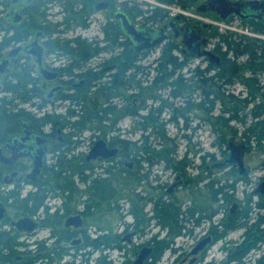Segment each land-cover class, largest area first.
Returning <instances> with one entry per match:
<instances>
[{
  "label": "flooded vegetation",
  "instance_id": "flooded-vegetation-1",
  "mask_svg": "<svg viewBox=\"0 0 264 264\" xmlns=\"http://www.w3.org/2000/svg\"><path fill=\"white\" fill-rule=\"evenodd\" d=\"M125 1L0 0V63L7 60L4 71L0 73V97L14 93L8 86L10 80L17 79V73L20 75L19 72L26 71L33 76L27 78V86H33L28 93V100H20V105L12 106L13 108L10 107L0 115V264H60L67 255L83 256L84 263L81 264H88L87 261L94 252L99 253L94 259L95 264H114L103 254L106 249L124 250L128 258L120 264H131L143 247L149 248L143 264H155L169 250L180 258L177 264H264V177L260 178L250 192L251 197L255 195L261 200V213L255 219L248 215L251 208L246 205L240 222H235L231 227L230 217L241 208V203L237 201H229L230 208L224 210L227 216L220 222H210L215 216L214 210H196L193 207L190 211L199 216H180L176 232H171L159 223L160 230H166L164 233L152 234L145 243L140 246L134 244L132 247L130 244L135 231L123 234L108 227V231L103 232L102 209L97 205H89L85 198L87 193L91 195L90 190L72 185L65 188L64 185L45 184L43 178L46 157L53 153L55 147L59 148L69 141L63 138L56 122L52 121L50 128L46 130V123L25 113L22 104L39 98L41 104H33L37 110L48 106L55 112L64 103L84 108L87 106L89 75L98 81L111 73L118 90L122 84L116 83L120 64H128L130 68L129 65L134 63V56L138 52L135 41L122 28L118 16L120 12L137 28L162 30L164 38L160 43L139 52H148L164 42H170L173 46L176 44L178 48L181 47V51L192 59L206 62L205 72L209 74L203 79L200 72H197L194 84L197 92L232 98L240 87L246 90V94L253 95L257 91V94L264 95V39L260 36L264 34V0H227L229 7H239L240 13H231L226 19L218 18L215 9H210L208 0L198 4L197 8L205 4L202 12L196 8L198 13H209L227 24L237 21L253 31V35L248 37L233 33L231 31L234 28H228L229 37L234 39L228 40V37L216 44L212 43L215 29L209 24L187 21L181 15L177 18L175 15L169 23L162 24L161 21L166 17L157 15L162 19H154L151 23L155 26H151L142 16L145 8L142 9L134 0L133 3ZM104 2L105 6L96 7ZM235 2L237 4L234 5ZM250 5H258L259 8L253 11ZM136 6L141 13H137ZM53 7L58 8L57 14L52 11ZM97 14L99 16H95ZM92 23H98V30L93 34ZM186 30L199 42L196 52L189 51L183 43ZM38 49L39 61L35 53ZM109 49L118 51L111 63L102 58ZM55 53L68 59L67 67L56 66V57L52 58ZM212 55L215 57L213 60ZM244 56L243 61L238 59H243ZM91 64L95 67L92 68ZM184 67V64H180L177 70L182 71ZM200 68L198 66L197 70ZM42 70L48 71L51 77H45ZM121 87L125 85L122 84ZM131 101L135 106L137 99L134 94ZM214 101L209 102L211 105H208L207 110L216 108ZM255 101L251 99L245 103ZM257 108L264 110V104ZM69 109L71 110L70 107ZM9 112L12 114L11 120H8ZM119 116L117 114V123L120 121ZM44 148V163L35 172L34 158ZM249 154L250 149L244 154L246 164ZM84 159L87 160L86 155ZM210 168L216 170L213 164ZM234 171L238 177L237 167ZM250 171L251 168L241 177L242 180L248 179ZM69 177L71 176L68 175V180ZM171 191L172 188L168 192ZM161 193L165 195L166 192ZM158 199L161 197L149 198V203L153 204ZM89 217L91 223L88 221ZM23 218L29 219L33 224L31 229L17 224ZM156 218L153 216L147 219L144 228L157 225L154 223ZM190 222L191 225L188 224ZM105 223L109 226L110 221L105 220ZM91 224L94 226L95 236L89 233ZM238 228L243 229L241 241L238 248L229 251V233ZM104 241L111 243V246L107 245L103 249ZM221 241L224 242L218 250L223 255H220L219 260V254L212 253V259L204 261L203 258L211 253V248ZM250 256H256L257 259L252 262Z\"/></svg>",
  "mask_w": 264,
  "mask_h": 264
},
{
  "label": "rangeland",
  "instance_id": "rangeland-1",
  "mask_svg": "<svg viewBox=\"0 0 264 264\" xmlns=\"http://www.w3.org/2000/svg\"><path fill=\"white\" fill-rule=\"evenodd\" d=\"M134 1L142 9H146L142 16L151 26H155L151 23L154 20L151 18L157 15L166 17L161 21L162 24L169 23L175 15H181L187 21L211 25L215 29L213 44L229 37L228 28H234L231 32L239 35H253L252 30L246 29L237 21L227 24L209 13L196 12L198 4L203 0ZM125 2L133 3V0ZM57 9L53 7L54 14H57ZM156 19L160 20L158 17ZM91 28V34L95 33L98 23H92ZM260 36L264 39V34ZM117 55V50L109 49L102 58L111 63ZM53 57H56V66L67 67V58L58 53ZM238 59L243 61L245 56ZM133 62L129 65L130 68L128 64H120L116 83H122L125 87L120 84L118 90L111 73L98 81L87 76L89 92L87 106L84 108L64 103L55 112L48 106L37 110L33 104H41L39 98L22 104L25 113L46 123V130L50 128L52 121L56 122L63 138L69 141L59 148L55 147L53 153L46 157L45 183L90 190L91 195L87 193L85 198L89 205H97L102 209L103 232L108 231V227L123 234L135 231L131 247L145 243L152 234L166 231L160 230L158 218L154 220L157 225L144 228V224L140 223L135 227V215L131 210L136 211L140 218L149 219L159 215L162 205L169 207V204L174 203L180 208L177 211L179 221L180 216H199L190 211L193 207L196 210L208 208L209 211H215V216L210 220L212 223L225 220L227 215L224 210L230 208L231 200L241 203L240 210L249 206L250 218L258 217L261 213V200L255 195L251 197L250 192L260 178L264 177V110L257 108L264 104L263 93L260 95L256 91L252 95L250 92L255 91L252 90L250 94H246V90L240 87H237L239 90L232 98L197 92L194 85L197 72H200L203 79L209 74L205 72L206 62L192 59L181 51V47L178 48L176 44L173 46L170 42H164L148 52H136ZM180 64L185 65L182 71L177 70ZM198 66H201L199 70ZM91 67L94 68L95 65L91 64ZM9 82L12 86L18 83L16 79ZM32 87L27 86V90L32 91ZM133 94L137 99L135 106L131 101ZM4 97V107L7 110L21 104L14 93H7ZM251 99L256 101L245 103ZM213 101L216 108L207 110L209 102ZM197 105L201 107L198 108ZM117 114L120 115L118 123ZM11 119L9 114L8 120ZM230 138L246 144L250 149L247 164L252 171L248 179L236 177L235 166L216 168L214 171L210 168L211 164L220 161L228 153L227 140ZM98 139L117 148V152L107 158L85 160L84 155L88 154L92 144ZM68 175L71 176V182ZM171 188L172 191L168 192ZM161 192L166 193L163 195ZM157 197L161 199L153 204L149 203V198ZM105 220L110 221L109 226ZM88 221L90 222V217ZM188 224L191 225V222ZM93 228L92 224L89 225V233L95 236ZM166 228L170 230L169 227ZM242 232L243 229L238 228L229 233V251L238 248ZM223 242H217L203 260L212 259V253L219 254V260L223 254L218 249ZM103 244V249L107 245L111 246V243L105 241ZM98 254L94 252L87 263L95 264L94 259ZM103 254L114 264L123 263L128 258L124 250L106 249ZM176 255L171 250L166 251L155 264H177L180 258ZM249 259L253 262L257 257L250 256ZM81 263H84V257L80 255H67L60 262Z\"/></svg>",
  "mask_w": 264,
  "mask_h": 264
},
{
  "label": "water",
  "instance_id": "water-1",
  "mask_svg": "<svg viewBox=\"0 0 264 264\" xmlns=\"http://www.w3.org/2000/svg\"><path fill=\"white\" fill-rule=\"evenodd\" d=\"M233 4L235 5L237 3L235 2ZM105 5L106 2L100 3L96 7L101 8L102 6ZM208 5L210 9L213 10L215 9L219 19H226V17L231 13H237V14L240 13L238 9L239 7H229L227 0H208ZM214 5H216V7H214ZM204 8H205V4L203 3L197 8V10L199 12H202ZM250 8L253 11H255L258 10L259 6L250 5ZM251 15H254V13H252ZM118 16L121 20L122 28L125 31V33L128 36L132 37V39L135 41L136 51H141L144 48L155 46L163 40L164 35L162 33V30L153 31V30L140 29L133 26L122 12H120ZM178 16L179 15H176V18ZM196 40L197 38L192 33H188V30L185 31V34L183 35V43L185 44V46L189 51H194V50L195 52L197 51L199 42H197ZM39 52L40 49H38L37 52H35L37 53L36 58L38 61H39ZM211 58L212 60L215 59L213 55L211 56ZM6 64H7V60H4L3 62L0 63V73L4 71ZM42 72L45 74V77L47 78L51 77V74L48 71L42 70ZM227 147H228V153L225 155L223 159L214 163L213 167L221 169L228 166H235L238 169L237 171L238 175L240 177L245 176L250 170L249 166L244 161V154L245 152L249 151L248 146L244 143L235 142L233 139L230 138L227 140ZM116 152H117V148L109 147L104 140L98 139L92 144L88 154L86 155V159L89 160V159H97V158H107L115 155ZM44 156H45V148L41 149V151L39 152V156L34 158L35 172H38L39 168L43 165ZM128 165L131 166V164ZM19 223L22 226L25 225L28 229H31V225H33L32 223H30V220L26 218H23L17 224ZM148 251L149 248L143 247L140 253L138 254V256L136 257V259L131 264H143V260L148 254Z\"/></svg>",
  "mask_w": 264,
  "mask_h": 264
},
{
  "label": "trees",
  "instance_id": "trees-1",
  "mask_svg": "<svg viewBox=\"0 0 264 264\" xmlns=\"http://www.w3.org/2000/svg\"><path fill=\"white\" fill-rule=\"evenodd\" d=\"M137 13H141L142 11L137 8V6L135 7ZM139 9V10H138ZM160 11V10H159ZM157 16L152 17L151 19H156ZM20 75L17 73V81L18 83L15 85H10L8 88L10 87L11 90L14 92V94L17 95V97H19V100L21 101H27L29 98V91L27 90V84L29 83L27 78H30L31 76L29 75L28 72L23 71L19 72ZM6 98L5 97H0V115L3 114V112L5 110H7L4 105L6 104ZM9 115V114H8ZM12 116V114L10 113V117ZM46 184V183H45ZM170 207V208H169ZM169 207L162 205L160 207L159 210V215H156L155 217H157L160 221L159 223L162 226L165 227H169L171 232H176L177 231V223H178V216H177V211H178V205L176 206L174 203L169 204ZM172 209V210H171ZM131 212L134 213L135 215V223L134 225H136L135 227H138V225H141L140 223H143L145 225L146 220L145 218H140L139 215L136 213V211L131 210ZM243 210H240L238 213L233 214L230 218H231V223L233 227V224L235 225V222H240V219L244 216ZM103 264H106V262H104Z\"/></svg>",
  "mask_w": 264,
  "mask_h": 264
}]
</instances>
